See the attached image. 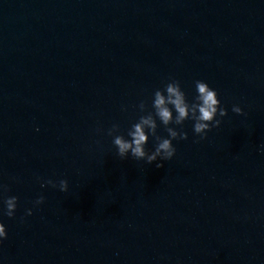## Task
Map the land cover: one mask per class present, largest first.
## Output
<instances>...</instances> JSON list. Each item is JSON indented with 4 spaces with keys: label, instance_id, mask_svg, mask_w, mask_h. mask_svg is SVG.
Instances as JSON below:
<instances>
[{
    "label": "water",
    "instance_id": "95a60500",
    "mask_svg": "<svg viewBox=\"0 0 264 264\" xmlns=\"http://www.w3.org/2000/svg\"><path fill=\"white\" fill-rule=\"evenodd\" d=\"M170 80L228 115L204 140L185 121L169 161L121 159L108 129ZM262 145L264 0H0V264H264Z\"/></svg>",
    "mask_w": 264,
    "mask_h": 264
},
{
    "label": "clouds",
    "instance_id": "9594fccd",
    "mask_svg": "<svg viewBox=\"0 0 264 264\" xmlns=\"http://www.w3.org/2000/svg\"><path fill=\"white\" fill-rule=\"evenodd\" d=\"M136 107L139 112L146 114L140 115L138 121L130 126L126 135L119 134V124H113L108 129L107 135L112 137V143L121 159L131 157L135 160L146 161L148 164L169 161L176 155V147L173 142L188 139V133L181 130L185 121H192L194 134L200 140H204L213 128L221 126L223 118L228 115V109L222 105L217 90L202 80L195 81V95L191 100L188 99L180 81L170 80L162 89L154 92L151 110L145 101H141ZM122 110L126 111L127 108L124 107ZM232 111L239 115L244 114L239 105H233ZM160 124L164 126L167 137L158 134ZM153 138L155 145L152 150H149L147 145ZM261 150L264 151V145L261 146ZM162 166V163L157 164V167ZM45 184L58 188L61 192H67L69 188L68 181L63 179L58 183L53 180L42 181L41 187H44ZM7 190L6 185H0V193ZM44 202L45 197L41 195L33 203L34 206H39ZM18 203L17 196L0 199V204L3 205L0 208V214L14 218ZM25 211L27 216L33 215L32 208ZM7 238L8 229L5 223L0 220V247L3 246Z\"/></svg>",
    "mask_w": 264,
    "mask_h": 264
}]
</instances>
